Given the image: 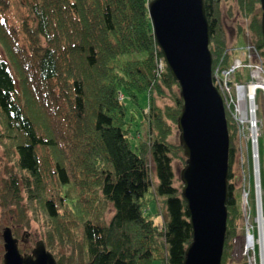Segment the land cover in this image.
Wrapping results in <instances>:
<instances>
[{"label": "trees", "instance_id": "16d2710c", "mask_svg": "<svg viewBox=\"0 0 264 264\" xmlns=\"http://www.w3.org/2000/svg\"><path fill=\"white\" fill-rule=\"evenodd\" d=\"M151 1L0 0V148L12 165L0 176V202L24 223L32 212L44 218L37 220L58 264H153L161 250L166 264H184L193 243L173 168L175 156L185 166L187 159L170 142L180 86L157 45ZM222 1L205 0L213 67L227 46ZM236 1L264 49L260 0ZM139 93L149 97V126L134 150L125 101L137 104ZM155 95L172 104L158 108ZM228 128L222 264H234L240 220L236 132ZM150 189L164 204L161 226L147 216ZM102 203L113 207L109 221L97 212Z\"/></svg>", "mask_w": 264, "mask_h": 264}, {"label": "water", "instance_id": "95a60500", "mask_svg": "<svg viewBox=\"0 0 264 264\" xmlns=\"http://www.w3.org/2000/svg\"><path fill=\"white\" fill-rule=\"evenodd\" d=\"M262 35L264 39V0ZM149 12L165 64L180 86L181 173L193 243L184 264H222L227 226L230 135L222 97L212 79L213 56L205 0H152ZM4 264H58L43 241L22 254L4 231Z\"/></svg>", "mask_w": 264, "mask_h": 264}, {"label": "rangeland", "instance_id": "374dc122", "mask_svg": "<svg viewBox=\"0 0 264 264\" xmlns=\"http://www.w3.org/2000/svg\"><path fill=\"white\" fill-rule=\"evenodd\" d=\"M13 4L14 0H10ZM221 16L222 21L225 24L227 31V46L222 56H225V66L224 71L231 73L233 70V66L236 61L243 63V66L239 64L240 69H238L234 77L230 78V84L232 94H235L236 98H241V101L250 100L249 95L247 94L248 85H253L251 83L252 78H254L258 71H260V75L264 76V68L261 66V58L264 60V49H260L258 47L259 39L249 30L250 21L246 20L242 14L240 13L237 7V1H225L221 2ZM233 9V10H232ZM233 11L234 16L230 17L229 12ZM263 12V11H262ZM250 47L257 48L260 55H256L254 58L251 53H249L248 49ZM129 56H126V59ZM220 57V58H221ZM240 70V71H239ZM245 73L246 79L243 82L240 80H235L236 74L239 72L240 74ZM238 73V74H239ZM224 81H228V77L224 76ZM224 92H226V88L222 86L221 88ZM222 93L223 104L225 103V114L227 119V124H231L236 132L235 136V148H236V156L234 160L233 174L235 182V189L238 191V206L240 210V220L239 226L237 230L236 237L233 240V252H232V263L237 264L241 262H245L247 264V255L244 252V247L247 240V223H249V227L251 228V232L254 234L255 238H258V229L256 216H258V199L260 196V204L264 211V92L260 91L257 97L256 108L259 107V116H260V138H259V151L261 154L260 165H261V181H262V191L258 188L256 178V166L254 162V152L252 145V137L253 130L250 131L251 128H255V124L247 119H242L243 124L240 122L239 115L235 113L231 107V101L229 102L230 111L228 110V104L224 97V93ZM231 94V93H230ZM155 97V105L164 109L166 105H171L172 101L168 98H159ZM251 101V100H250ZM125 106L127 108V126L129 132V139L131 141L132 148L135 150L136 147L141 143V141L146 140L147 131L149 122L146 119L147 112L149 110V97L147 93H139V102L137 104L131 102L129 99H126ZM246 110V106H245ZM253 110V106L250 109V113ZM248 110H246V114ZM246 122V123H245ZM178 127V125H177ZM229 130V128H228ZM179 134V135H177ZM171 144L178 145L180 144V131L175 130V135L171 137ZM12 165L9 163V153L3 146L0 148V176L5 177L6 171H9V168ZM174 173H175V185L176 187L181 188V193L183 191V183L181 181V173L185 168L184 161L175 156L173 163ZM0 184L3 185L1 178ZM262 194V198H261ZM149 199L148 208H147V216L154 221V223L158 226L164 224V220L166 219V212L164 208V204L154 196V194L150 191L146 194ZM258 197V199H257ZM0 264H4V256L6 254L5 251V243L3 240L4 231L11 230L15 239L18 240V248L22 254H31L32 251L36 248V244L40 241H43L45 245H47L48 234L43 233V225H39L37 220L41 219L43 222V217L39 216L37 212L35 215L29 214V216L25 219L24 223L21 218H19L18 213L12 212L9 214L8 210H4L2 208L3 204L0 202ZM103 213L102 217L109 221L114 213L113 207L110 204H99L97 206V212ZM264 214V213H263ZM258 219V217H257ZM249 220V221H248ZM44 224V222L42 223ZM253 226V227H252ZM227 230V226H226ZM260 235V232H259ZM226 237V235H225ZM224 252V247H223ZM223 256V255H222ZM252 256V252L250 257ZM164 253L161 250L158 254H156L155 260L153 264H166L164 261ZM259 260V256H258Z\"/></svg>", "mask_w": 264, "mask_h": 264}, {"label": "built area", "instance_id": "2783aa9c", "mask_svg": "<svg viewBox=\"0 0 264 264\" xmlns=\"http://www.w3.org/2000/svg\"><path fill=\"white\" fill-rule=\"evenodd\" d=\"M249 53H251L253 55V57L255 58L256 55H260L257 48L255 47H250L248 49ZM239 64H241L243 66L242 62H239L238 60L236 61L235 65L233 66V70L231 71V73L224 71V67L225 66V56L221 57L215 64L214 67H212V79H213V83L215 85V87L218 89L221 97L222 93L221 91L224 93V97L227 101V104L229 105V102L231 101V107L233 109V111L235 113H237V115H239L240 118V122L243 124L244 122H242V119H247L248 121L251 120L252 123L255 124V128H251L250 131L253 130V135L254 137H252V145H253V152H254V162H255V166H256V178H257V173L260 174V167H259V163H260V151H259V138H260V116H259V107L258 109L256 108V104H257V97L259 96V92L263 91L264 92V86L262 85L263 83H259V80H264V76L263 74L260 75V71L257 72L256 76L254 78H252L251 83H253V85H248V89H247V94L249 95L250 100H245V101H241L242 99L236 98L235 99V94L231 92V90H233L231 88V84H230V78L234 77L235 72L240 69ZM261 66L262 68H264V60L263 58H261ZM240 71V70H239ZM242 71V70H241ZM239 73V72H238ZM236 74L235 76V80H240V82H243L246 79V75L245 73L240 74ZM224 76L228 77V81H224ZM225 87L226 88V92H224L221 88ZM231 93V94H230ZM247 102V104L245 105V103ZM225 106V103H224ZM245 106H246V110H248V113L245 116L246 110H245ZM253 106V110L250 113V109ZM226 108V106H225ZM228 110L230 111V105L228 106ZM246 123V122H245ZM259 168V169H258ZM258 170V171H257ZM258 181V180H257ZM262 183V181H261ZM261 183H260V175H259V186L258 188L261 190ZM262 191V190H261ZM261 198H262V194H261ZM258 199V197H257ZM258 203L259 206H261L260 204V196L258 199ZM263 208L261 206V212H262ZM259 216V213H257ZM257 216V217H258ZM256 217V222H257V227H259L258 229V238L256 239L254 234L251 232V228L249 227V223H247V240H246V244L244 247V252L247 255V264H264V258H263V253H264V239H263V245L261 247L260 245V241H261V236L264 238V226L261 227V222L258 221ZM249 221V220H248ZM253 227V226H252ZM262 230H263V234H262ZM260 232V235H259ZM260 239V241L258 242V240ZM252 252V256L250 257V254ZM262 254V257L260 256ZM258 256H259V260H258Z\"/></svg>", "mask_w": 264, "mask_h": 264}, {"label": "bare ground", "instance_id": "6f19581e", "mask_svg": "<svg viewBox=\"0 0 264 264\" xmlns=\"http://www.w3.org/2000/svg\"><path fill=\"white\" fill-rule=\"evenodd\" d=\"M259 83H263L262 85L264 86V80H259ZM247 104V102L245 103V105ZM245 116H246V113H245ZM260 159H261V154H260ZM259 167L261 168V165L259 163ZM259 169V168H258ZM258 171V170H257ZM259 175H260V183H261V169H260V174L257 173V177H258V181H257V185L259 186ZM260 187V186H259ZM261 187H262V183H261ZM258 212H259V216H258V221H260L262 224H261V227L264 226V211L262 210L261 212V206L258 207ZM257 217V216H256ZM262 234H263V230H262ZM263 237L261 236V241L260 239L258 240V242L260 241V245L262 247L263 245ZM262 257V254L260 255ZM263 258H264V253H263Z\"/></svg>", "mask_w": 264, "mask_h": 264}]
</instances>
